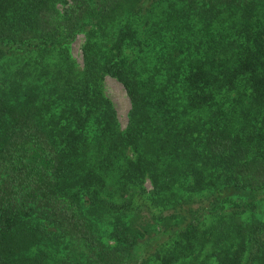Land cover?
Instances as JSON below:
<instances>
[{
	"label": "trees",
	"instance_id": "16d2710c",
	"mask_svg": "<svg viewBox=\"0 0 264 264\" xmlns=\"http://www.w3.org/2000/svg\"><path fill=\"white\" fill-rule=\"evenodd\" d=\"M0 264H264V0H0Z\"/></svg>",
	"mask_w": 264,
	"mask_h": 264
},
{
	"label": "rangeland",
	"instance_id": "374dc122",
	"mask_svg": "<svg viewBox=\"0 0 264 264\" xmlns=\"http://www.w3.org/2000/svg\"><path fill=\"white\" fill-rule=\"evenodd\" d=\"M84 34H77L76 38L70 44V53L76 64L82 65L81 46L84 42ZM103 91L112 102L120 127L124 128L127 122V112L129 109V100L123 86L113 77L106 75L103 79ZM149 188V183L145 184Z\"/></svg>",
	"mask_w": 264,
	"mask_h": 264
}]
</instances>
